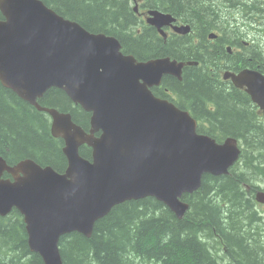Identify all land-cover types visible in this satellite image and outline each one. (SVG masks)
<instances>
[{
    "label": "water",
    "instance_id": "1",
    "mask_svg": "<svg viewBox=\"0 0 264 264\" xmlns=\"http://www.w3.org/2000/svg\"><path fill=\"white\" fill-rule=\"evenodd\" d=\"M0 11V83L50 115L68 161L59 173L32 159L10 166L0 156V217L21 213L29 248L44 264H64L61 238L74 232L91 238L96 223L125 202L154 197L183 219L190 211L183 197L197 192L206 174L227 175L238 161L237 139L219 144L199 134L189 112L149 90L165 75L182 80L186 64L199 62H138L117 38L89 32L42 0H0ZM149 15L163 36L176 21L161 10ZM174 28L191 32L190 25ZM228 77L264 112V74L246 69ZM52 88L92 113L89 133L70 113L39 104ZM84 145L92 148L91 160L80 154ZM257 200L264 203V194Z\"/></svg>",
    "mask_w": 264,
    "mask_h": 264
},
{
    "label": "trees",
    "instance_id": "2",
    "mask_svg": "<svg viewBox=\"0 0 264 264\" xmlns=\"http://www.w3.org/2000/svg\"><path fill=\"white\" fill-rule=\"evenodd\" d=\"M42 1L89 32L116 37L123 53L136 58L149 55L150 59L170 57L213 64L215 52L200 55L201 46L195 41L207 42L216 32L244 31L249 36H234L247 42L240 44L238 64L264 73V0H138L144 5L142 10L158 9L191 26L189 35L171 36L167 41L151 28L138 31L143 26L133 0ZM187 69L184 82L176 83L179 91L200 108L206 101L215 102L219 109L213 125L229 133L219 135L216 129H209L206 134L217 142L238 139L246 155L249 146L263 154L264 121L256 113L253 131L243 134L251 128L246 108L241 109L246 107V102H240L245 94L239 90L227 93L203 67ZM39 103L71 113L78 124H88L89 115L62 90L50 89ZM62 148V140L51 135L49 116L0 83V156L9 165L32 159L62 173L67 166ZM80 152L91 158L88 147ZM235 176V170L226 176L205 175L200 189L183 197L191 206L183 219L154 197L116 206L96 223L91 238L78 232L61 238L64 264H264V228L243 195L242 182L248 183L245 173ZM0 264H44L31 252L23 217L16 210L0 217Z\"/></svg>",
    "mask_w": 264,
    "mask_h": 264
},
{
    "label": "flooded vegetation",
    "instance_id": "3",
    "mask_svg": "<svg viewBox=\"0 0 264 264\" xmlns=\"http://www.w3.org/2000/svg\"><path fill=\"white\" fill-rule=\"evenodd\" d=\"M135 4V12L139 15L141 24L143 28H139L138 31L145 33L146 28H151L156 31V33L159 34V31L157 28L149 25L147 23V17H148V12L149 10H142V7H144L142 2H139L138 0H134ZM184 23H181L180 21H177L175 25H182ZM165 32L167 33V38L165 39L167 41L168 37H179L182 36L181 34H177L174 32L172 26H168L164 28ZM217 37L214 39L209 38L207 42H198L197 40L195 43L199 46H201V51L202 54L204 55L207 54V52H215L217 55L215 62L205 64L200 62V67H203L206 69L207 76L210 77L211 79H215L218 83H220L222 86L225 87L227 93H233L234 91H240L243 94H245L244 97H242L243 102L241 104L245 103L246 107H242L241 109L246 108V114L251 128L247 131L244 132L243 134H247L253 131V120H254V113H256L259 116V121H261V118H264V114L260 107H258L256 104H254L252 98L248 95L246 92V89H240L238 88L234 83L232 78L225 79V73L231 72L236 75H239L245 68L241 63L238 64V54L240 53L241 47L240 44L241 42L246 45L247 42L242 41L244 38L239 39L235 38L233 36H229L224 33H218L216 32ZM204 57H206L204 55ZM150 56L138 58L139 61H148L150 60ZM143 61V62H145ZM188 67L186 66L183 69V80H179L178 78L171 76V75H165L163 76V79L161 81V84L159 85H153L152 87H149L150 92L152 93L153 96H155L157 99L168 101L169 103L175 105L177 108H179L182 111L189 112L193 118H195L198 122V130L201 128L203 133L201 134H206L208 130L215 131L217 130V134H225L228 135V131L223 129L221 126L218 128H215L214 125H216L217 119L214 117L216 114L217 110L219 107L215 102H210L206 101L204 107H199L195 104L194 99H192L189 96L184 95L181 91H179V88L176 86L177 82H184L186 79V74L188 71ZM251 70L250 67H248ZM264 74V73H263ZM42 99V98H41ZM245 100V101H244ZM244 105V104H243ZM81 109L80 106H76ZM83 110V109H82ZM84 111V110H83ZM89 115V121L86 126H83L88 132L91 129V117L92 113L84 111ZM74 117V116H73ZM214 124V125H213ZM200 131V130H199ZM200 133V132H199ZM97 135V134H96ZM100 135V133L98 134ZM225 140L222 142H219L223 144ZM244 147L241 146L242 153L240 156V160L235 164L232 170H235L236 176L237 174H240L241 172L245 173V179L248 181L242 182V192L245 198L247 200H250L249 202V207L251 210H254L257 214V217H259L261 225L264 228V203L258 202L257 198L259 194H264V153H257V152H252L251 154L248 155L245 154ZM252 149V147H248V150ZM91 151V150H90ZM256 154V156L254 155ZM91 156H92V151H91ZM251 160V161H250ZM254 160V161H253ZM236 176L234 179H236ZM10 176L8 174H4V178H9Z\"/></svg>",
    "mask_w": 264,
    "mask_h": 264
},
{
    "label": "rangeland",
    "instance_id": "4",
    "mask_svg": "<svg viewBox=\"0 0 264 264\" xmlns=\"http://www.w3.org/2000/svg\"><path fill=\"white\" fill-rule=\"evenodd\" d=\"M235 23V22H234ZM87 30V29H86ZM242 33H238V34H236V32H234V31H231V30H227V32H226V34L227 35H229V36H233V35H240V36H242V35H246V36H249L248 35V33H246V32H244V31H241ZM92 33V32H91ZM253 34H255V31H253L252 32ZM264 37V36H263ZM242 41H245L244 39L242 40ZM263 44H264V41H263ZM135 57V56H134ZM136 58V57H135ZM137 59V61L138 62H143V61H145V60H143V61H139L138 60V58H136ZM198 65H200V64H198ZM225 75H226V73H225ZM163 79V78H162ZM55 89H59V88H55ZM59 90H62V89H59ZM63 91V90H62ZM64 92V91H63ZM65 93V92H64ZM155 97V96H154ZM156 98V97H155ZM26 102V101H25ZM29 104V103H28ZM40 112V111H39ZM79 126H81V127H83V125H79ZM84 128V127H83ZM85 129V128H84ZM86 130V129H85ZM99 133H97V135H95L96 137H99L100 135H98ZM86 147H88L91 151H92V148L91 147H89L88 145L86 146ZM253 151H252V149H250L249 150V154H251ZM251 161V160H250ZM254 161V160H253ZM207 175V174H206ZM211 175V174H210ZM227 175H229V173L227 174ZM222 176H226V175H222ZM126 203V202H125ZM261 226V225H260Z\"/></svg>",
    "mask_w": 264,
    "mask_h": 264
},
{
    "label": "bare ground",
    "instance_id": "5",
    "mask_svg": "<svg viewBox=\"0 0 264 264\" xmlns=\"http://www.w3.org/2000/svg\"><path fill=\"white\" fill-rule=\"evenodd\" d=\"M48 91H49V90H48ZM48 91H47V92H48ZM68 113H69V112H68ZM51 135H52V134H51ZM36 254H37V253H36ZM38 255H39V254H38ZM39 256H40V255H39ZM40 257H41V256H40ZM41 258H42V257H41ZM42 260H43V258H42ZM43 263H44V260H43Z\"/></svg>",
    "mask_w": 264,
    "mask_h": 264
}]
</instances>
